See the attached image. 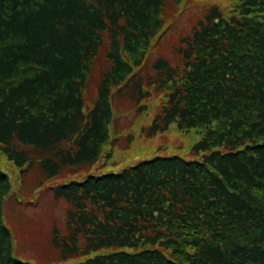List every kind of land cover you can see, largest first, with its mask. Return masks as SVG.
<instances>
[{"label": "trees", "instance_id": "trees-1", "mask_svg": "<svg viewBox=\"0 0 264 264\" xmlns=\"http://www.w3.org/2000/svg\"><path fill=\"white\" fill-rule=\"evenodd\" d=\"M165 4L0 0V264H264V0L212 6L180 38L178 64L146 65L168 31ZM154 93L164 99L143 132L201 130L196 158L89 173L119 138L114 98L141 114ZM22 185L33 197L20 199ZM47 192L66 204L52 253L20 257L6 203Z\"/></svg>", "mask_w": 264, "mask_h": 264}, {"label": "rangeland", "instance_id": "rangeland-1", "mask_svg": "<svg viewBox=\"0 0 264 264\" xmlns=\"http://www.w3.org/2000/svg\"><path fill=\"white\" fill-rule=\"evenodd\" d=\"M233 1L183 0V2L177 3L176 0H166L164 15L167 19L166 30L168 31L152 48L146 65H152L160 56L178 64L180 57L177 50L181 44L180 38L189 34L193 24L203 17L205 12L212 6L218 5L222 10L229 11ZM105 58V50H103L90 79L89 94L93 93L98 85L101 69L107 64ZM163 99L164 95L162 93H154L143 101L146 110L140 114L132 102L128 100L121 102L118 101V98H114L113 105L116 108V115L119 116L116 127L120 133L118 136L116 135V129L113 125L112 136L119 138L114 144L105 147L101 161L89 173L118 172L126 166L157 155L177 154L189 159L196 158L192 147L203 137L204 132L201 130L183 131L178 128L176 123H173L169 129L153 137H149L143 132V127H149L152 123ZM128 135L133 136V141H128ZM109 153H112L110 158L107 156ZM1 166L7 169L9 164L6 160H3ZM9 172L12 174L11 182L15 191L21 185V180L18 179L16 170L14 172L10 170ZM69 178L73 177L59 178L52 183H61ZM22 188L24 190L20 193V199L33 197L35 194V192L33 194V192L25 189L23 185ZM13 196L6 203L5 221L12 228L17 253L20 257L26 259L32 258L36 261H42L47 253H52L50 245L52 224L54 220H58L59 224L62 223L65 217L66 204L54 201L48 192L38 202L36 200L34 204L37 203V205L33 206L32 204L19 205L13 199Z\"/></svg>", "mask_w": 264, "mask_h": 264}]
</instances>
